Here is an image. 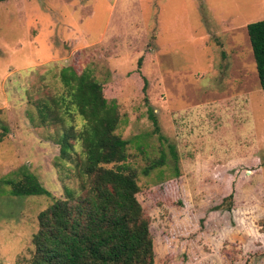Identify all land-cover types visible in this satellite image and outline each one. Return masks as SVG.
<instances>
[{"label":"rangeland","instance_id":"374dc122","mask_svg":"<svg viewBox=\"0 0 264 264\" xmlns=\"http://www.w3.org/2000/svg\"><path fill=\"white\" fill-rule=\"evenodd\" d=\"M263 19L264 0L1 1L0 264H24L39 213L80 189L77 155L63 159L54 127L30 117L64 92L67 66L91 69L120 105L156 264H264V92L247 28ZM162 150L168 163L144 174ZM23 167L51 195L11 194L1 179Z\"/></svg>","mask_w":264,"mask_h":264},{"label":"trees","instance_id":"16d2710c","mask_svg":"<svg viewBox=\"0 0 264 264\" xmlns=\"http://www.w3.org/2000/svg\"><path fill=\"white\" fill-rule=\"evenodd\" d=\"M247 28L264 92V19ZM61 79L64 92L38 98L30 117L38 126L54 127L63 159L77 155L72 162L80 189L66 187L64 196H53L39 213L34 250L24 264H156L151 219L137 196L139 172L131 163L129 140L118 132L122 121L118 101L106 96L104 85L89 68L78 72L72 66L63 67ZM148 83L144 77L145 93ZM145 101L149 102L147 94ZM148 110L154 132L160 140L169 141L154 109L149 105ZM9 133V125L0 117V142ZM169 146L175 162L173 175L179 176L177 146ZM147 163L142 171L149 175L168 163V155L162 150ZM15 174L1 179L11 194L51 195L38 175L26 167Z\"/></svg>","mask_w":264,"mask_h":264}]
</instances>
